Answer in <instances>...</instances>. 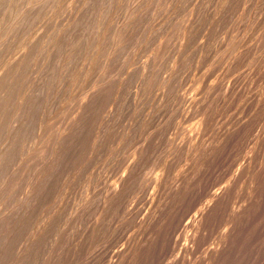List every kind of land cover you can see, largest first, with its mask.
<instances>
[{"label": "rangeland", "instance_id": "obj_1", "mask_svg": "<svg viewBox=\"0 0 264 264\" xmlns=\"http://www.w3.org/2000/svg\"><path fill=\"white\" fill-rule=\"evenodd\" d=\"M0 264H264V0H0Z\"/></svg>", "mask_w": 264, "mask_h": 264}]
</instances>
